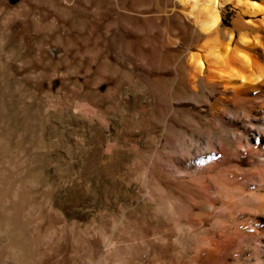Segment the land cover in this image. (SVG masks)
Here are the masks:
<instances>
[{"label": "rangeland", "instance_id": "obj_1", "mask_svg": "<svg viewBox=\"0 0 264 264\" xmlns=\"http://www.w3.org/2000/svg\"><path fill=\"white\" fill-rule=\"evenodd\" d=\"M180 1L0 0V264L202 263L229 211L214 147L257 112L213 119L216 94L188 87L198 29ZM238 13L223 8L225 33ZM202 197L218 200L207 221ZM263 213L236 215L253 249L230 264H264Z\"/></svg>", "mask_w": 264, "mask_h": 264}, {"label": "bare ground", "instance_id": "obj_2", "mask_svg": "<svg viewBox=\"0 0 264 264\" xmlns=\"http://www.w3.org/2000/svg\"><path fill=\"white\" fill-rule=\"evenodd\" d=\"M179 4L182 7L179 16L198 29L192 32L193 41L186 47L188 87L191 90L206 87L216 94V100L209 108L213 119H218L226 107L230 110L248 108L251 113L257 112V116H253L256 123L248 125L246 130L233 129V141H222L214 147L219 155L217 166H224L222 170L226 168L227 173L220 171L219 176L209 180L216 190L217 199L229 211L225 221H214L217 225L212 239L205 240L196 251L203 258L201 264H230L253 249L251 232L245 227L249 218L241 220L235 218L236 215L251 210L259 214L264 212V0H181ZM228 4H232L239 13L232 19L230 31L225 33L222 14ZM243 31L248 35L237 40L235 33ZM203 37L210 40L200 45ZM226 152L234 157L229 158ZM246 158H249V167L245 169L241 162ZM18 197V191H15L13 201ZM214 200L202 197L195 202L205 211V214H200L205 221L215 212L218 200ZM236 209H239L238 214L234 213ZM240 239L245 240L244 245ZM33 243L36 244L37 240ZM110 244L101 243L104 249L101 261H105L111 252ZM88 250L91 253L90 246ZM6 255L1 256L3 261L8 258ZM25 257L27 264H38L32 256L26 254ZM90 259L92 253L88 255L89 262ZM197 261L192 259L189 264Z\"/></svg>", "mask_w": 264, "mask_h": 264}]
</instances>
